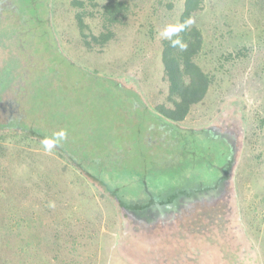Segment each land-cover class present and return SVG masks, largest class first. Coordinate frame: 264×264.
Listing matches in <instances>:
<instances>
[{
  "label": "rangeland",
  "instance_id": "obj_1",
  "mask_svg": "<svg viewBox=\"0 0 264 264\" xmlns=\"http://www.w3.org/2000/svg\"><path fill=\"white\" fill-rule=\"evenodd\" d=\"M17 1L18 17L0 24V91L14 90L16 82L23 118L62 136L70 155L98 168L117 167L125 176H116L118 185L135 183L137 195L214 185L231 147L206 128L189 127L222 114L241 120L243 148L233 179L234 207L241 210L226 233L229 241L236 238L233 244H240L242 231L247 239L246 254L233 247L238 261L264 264V0H205L194 15L204 38L196 62L211 84L177 123L190 130L170 128V137L180 134L189 142L164 147L167 139L152 129L161 119L154 108L168 105L161 42L177 23L183 0H122L126 10L112 27L113 38L91 49L75 14L84 12L90 33L98 34L108 0H80L81 6L73 0ZM136 99L144 110L136 109ZM54 150L24 135L0 137V264H145L143 250L141 259L126 250L135 244L104 190ZM120 193L130 194L123 186Z\"/></svg>",
  "mask_w": 264,
  "mask_h": 264
},
{
  "label": "trees",
  "instance_id": "obj_2",
  "mask_svg": "<svg viewBox=\"0 0 264 264\" xmlns=\"http://www.w3.org/2000/svg\"><path fill=\"white\" fill-rule=\"evenodd\" d=\"M73 3H76L79 6L82 5V1L80 0H73ZM204 3L205 0H183L182 9L177 23L170 34L161 42L163 78L168 84V105L159 104L154 110L163 119L175 123L173 125L179 130H190L179 128V124L177 123H181L189 114L190 109L204 99L211 84L209 75L196 62V58L203 50L204 38L202 30L193 22V18L198 11L203 9ZM125 10L126 5L122 0H108L103 4L101 7L102 30L98 34L90 33L89 26L84 22V12H77L75 14L76 25L82 37L84 46L88 49H91L94 46L102 47L110 41L114 36L112 27L122 23ZM131 104L132 102H130V105ZM136 109L138 111L144 110L140 107L139 109L138 107ZM22 122L24 123L23 129L14 126L0 129V137L19 134L46 144H50L48 139L54 138L56 145L64 151L59 152L58 154H60L65 161H73L72 164L75 165L74 169L76 171L88 178L89 182L95 187L104 190L103 194L109 197L118 217V208L114 199H116L125 209L143 214L156 206L171 205L182 195L191 197V195H194L195 193L213 191L217 188L218 184L226 178L233 160L232 152L227 155L228 152L226 150L225 161L220 166L221 172L214 185H204L203 187L201 186V188L181 187L180 189L178 186L169 188L165 194L164 192H157V195L146 190L142 195H137L135 193V183L130 182L129 187H126L127 183L124 184V182H120L119 185L117 184V175H120V179L125 177L122 173H119L117 167L98 168V166L91 161L84 162L85 160L83 161L77 154L65 157L64 155L68 152L64 150L65 144L62 136H54L48 126L41 125L38 130V126L30 123L29 120L27 121V119H24ZM208 133L213 139H221V141L228 146L227 149L230 151L231 141L228 138H220L221 136L218 135L213 136L211 131H208ZM179 139L180 141L183 140L184 142H189V138H186V136L183 137L182 135H179ZM186 145L190 144L186 143ZM50 146L54 150L55 147L51 144ZM209 153L212 155L211 151ZM217 155L220 156V152L217 151ZM108 173L110 174V181L107 178ZM122 186L125 190H129L130 194L120 193ZM240 210L241 209H239V211ZM189 221V223L183 225L184 238L188 236H196L197 238L193 239H198V236H201L207 239L206 234L209 229H212V227L217 230L218 234L226 236L225 226L227 222L225 223V219L220 214V210L216 211L214 214H210V217L204 220V222L194 220ZM196 222L201 223L196 225ZM212 237H215V235ZM212 237L209 239V242L212 241ZM185 240L189 242V239ZM220 248L223 254L228 251L226 250L228 244L224 243L223 245H220ZM245 249L246 247L243 246L239 251L242 254H246ZM174 253L177 255V251H174ZM198 258L202 259V256H200V249L197 252L196 247L192 246L193 261L198 263ZM237 258L238 255L231 250L226 254V259H228L229 264H243V262L238 261Z\"/></svg>",
  "mask_w": 264,
  "mask_h": 264
},
{
  "label": "water",
  "instance_id": "obj_3",
  "mask_svg": "<svg viewBox=\"0 0 264 264\" xmlns=\"http://www.w3.org/2000/svg\"><path fill=\"white\" fill-rule=\"evenodd\" d=\"M241 120L235 115L218 116L212 122L202 126H191V129L210 130L214 135L226 137L231 141V151L233 160L226 178L221 181L213 191L195 193L191 197L182 195L171 205L156 206L147 212L140 214L122 207L116 199L119 217L122 220L121 229L128 236V241L135 244L134 251L126 249L128 253L134 254L137 258L146 253L147 259L145 264H197L192 259V246L196 247L197 252L200 249L198 262L200 264H225L228 262L226 254L234 252L236 249L245 246L247 239L243 236L237 237L240 244H233L228 240L226 233L232 222V216L238 215L235 209L234 199V172L240 160L241 147L243 148L244 132L242 133ZM233 193V196H232ZM220 210V214L225 219V235L218 234L217 230L212 227L204 237L196 236L184 238L183 225L189 223V220L201 221L208 219L210 214ZM238 219V216H237ZM239 221V219H238ZM196 222V225L201 223ZM212 230V231H210ZM215 235V237H212ZM212 241L209 242V239ZM185 239H189V242ZM245 241V243L243 242ZM195 245H194V243ZM174 243L169 248L170 243ZM228 244L227 252L222 254L220 245ZM132 248V247H130ZM198 248V249H197ZM177 251V255L174 253ZM196 252V251H195ZM139 259H141L139 257ZM207 261L209 263H207ZM206 262V263H205Z\"/></svg>",
  "mask_w": 264,
  "mask_h": 264
},
{
  "label": "flooded vegetation",
  "instance_id": "obj_4",
  "mask_svg": "<svg viewBox=\"0 0 264 264\" xmlns=\"http://www.w3.org/2000/svg\"><path fill=\"white\" fill-rule=\"evenodd\" d=\"M48 1L49 0H47V2ZM16 5L18 6L17 0H0V24L1 26L7 22L6 20L15 21L16 17H18L19 15L17 13L18 7ZM1 73H2V70H0V81L3 78L1 76ZM12 81H15V80H12ZM14 84H15L14 90H17V85H16L17 83L15 82ZM120 84L125 85V82H121ZM124 88L126 89V87ZM14 90L12 89V86L9 85L6 87V89L2 88V91H0V129L7 128L9 126L21 127L22 129L24 127V123L22 122L24 121V118H23L24 116L22 115L20 111V106L16 100V93L14 92ZM135 103H136L135 107H140L144 109L145 103L143 101H139L136 99ZM153 113L156 114L158 118H161V119L156 120V122L159 123L158 127L154 125L152 129L154 131V135L157 134L158 132L157 129H159V131L161 132L160 133L161 136L159 138L163 136L164 141H165V138L167 139L166 140L167 143L163 142V147L165 145H172L173 143H179L180 141L179 138L177 137L173 138L169 136L171 134L170 128H172V125L175 123H172L171 121L163 119L161 116H159V114L155 110L153 111ZM179 135L180 134H178V136ZM54 136L56 135L54 134ZM48 140L50 144L55 147L56 145L55 139L51 138ZM152 143L154 142H149V144H152ZM55 148H59V147L56 145ZM60 152H64V151L60 149ZM64 156L65 157L70 156V154L67 153ZM72 162L73 161H71V163Z\"/></svg>",
  "mask_w": 264,
  "mask_h": 264
}]
</instances>
